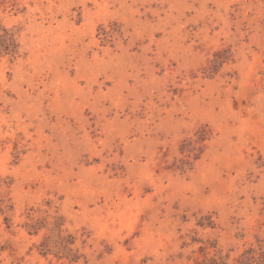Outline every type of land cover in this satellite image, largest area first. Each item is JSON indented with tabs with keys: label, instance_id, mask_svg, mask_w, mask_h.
Returning a JSON list of instances; mask_svg holds the SVG:
<instances>
[{
	"label": "rangeland",
	"instance_id": "1",
	"mask_svg": "<svg viewBox=\"0 0 264 264\" xmlns=\"http://www.w3.org/2000/svg\"><path fill=\"white\" fill-rule=\"evenodd\" d=\"M0 264H264V0H0Z\"/></svg>",
	"mask_w": 264,
	"mask_h": 264
}]
</instances>
